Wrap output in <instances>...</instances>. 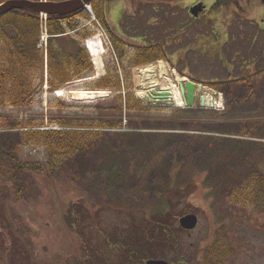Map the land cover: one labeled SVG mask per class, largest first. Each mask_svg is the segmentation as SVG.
Returning a JSON list of instances; mask_svg holds the SVG:
<instances>
[{
    "label": "rangeland",
    "instance_id": "1",
    "mask_svg": "<svg viewBox=\"0 0 264 264\" xmlns=\"http://www.w3.org/2000/svg\"><path fill=\"white\" fill-rule=\"evenodd\" d=\"M201 2L206 10L199 19L188 15L189 8ZM215 2L103 0L109 24L128 43L129 57L139 46L159 43L171 69L184 70L203 82L207 92H212L209 83L223 82L235 71L245 75L240 71L244 62L264 54V31L256 24L264 19L262 0H239L241 8L233 3L216 8ZM85 25L101 36L105 72L108 63L118 65L108 33L98 24ZM236 50L240 55L234 58ZM42 51L46 59L45 43ZM125 61L119 57L121 67ZM45 70L36 73V91L27 102L0 105V149L21 161L46 166L48 149L23 140L28 122L44 121L43 128H57L60 125L52 120L121 115L115 110L119 93L114 89L95 99L55 94L95 90L98 79L51 88ZM131 73L137 95L141 79L135 70ZM220 89L224 96L220 109L159 103L150 105L157 109L153 113L130 117L124 112L127 127L102 129L99 138L61 166L59 178L18 172L0 153V264H10V252L18 255L15 231L26 234L44 264H118L121 249L114 247L115 242L133 253L151 247L153 256L172 264H204L210 245L219 242L232 255L226 264H264V209L231 201L238 189L264 174V124L250 126L243 121L242 112L235 109L232 83ZM191 213L199 217V224L184 231L179 219ZM158 217L174 230L176 249L164 247ZM20 258L21 264H34L27 253ZM144 262L143 258L126 261Z\"/></svg>",
    "mask_w": 264,
    "mask_h": 264
},
{
    "label": "trees",
    "instance_id": "2",
    "mask_svg": "<svg viewBox=\"0 0 264 264\" xmlns=\"http://www.w3.org/2000/svg\"><path fill=\"white\" fill-rule=\"evenodd\" d=\"M7 0H0V4ZM39 2L40 0H30ZM51 2H61L66 0H48ZM136 0H134L135 2ZM138 1V0H137ZM234 4L239 8V0H218L213 6L221 8L224 5ZM92 8L96 14L97 20L102 24L109 34L117 55L126 61L122 64L123 79L117 73L116 66L107 64V75L94 83V88L114 89L119 94L115 110L121 117L111 119L107 114L101 117L89 119H68L52 120L57 122L62 129L48 130L43 129L44 121H30L23 135V140L28 145L34 147L45 146L48 149L47 165L39 162L21 161L14 155L6 153L0 149V153L8 156L18 172L41 173L47 179L59 178V169L71 157L87 148L95 139L99 138L103 132L102 129H120L123 127L122 115L127 116L132 113L143 115V113H153L156 110L146 107L132 92V74L131 67L143 65L165 58L166 52L160 46L161 44L152 43L144 47H138L134 54L129 57L127 53V42L118 36L111 29L105 15L103 0H94ZM221 10V9H220ZM80 18L83 21H80ZM91 21L90 14L86 9H81L67 16L50 15L47 17V32L49 34L47 47V67L48 84L51 88L65 87L66 85L91 76L94 72V66L90 54L83 41L94 34L86 22ZM92 24L96 25V22ZM75 34H72L73 32ZM42 33V16L32 10H14L11 13L0 18V105L9 103L13 106H20L27 102L34 95L35 75L45 66L44 53L39 44ZM234 54L240 55L236 50ZM257 55V54H256ZM249 57L246 61L251 60ZM264 60V54L259 58ZM183 72V71H182ZM126 90L125 95L122 93ZM147 118L145 121L149 120ZM134 120V119H130ZM234 196V197H233ZM232 196L231 201L235 205L252 206L255 209H264V175H258L246 188L238 189ZM231 198V197H230ZM147 220H144L146 222ZM159 237L161 234L165 237L164 247L170 246L176 249L178 242L173 229H169L167 223L158 217ZM153 225H148L147 227ZM15 246L18 248V255L15 251L9 254L13 255V260L9 259L10 264H21V256L28 254V259L34 264H44L35 254L34 247L26 237V234L15 231ZM3 245L0 240V246ZM115 248L121 249L117 255L118 264H128L126 261L137 259L154 258L151 247L134 250L127 249L121 242L114 243ZM225 245L219 242L211 244L206 251V263L204 264H223L225 259L231 256L224 253ZM8 254V256H9ZM152 254V255H151ZM16 256V257H15ZM128 258V260H127ZM16 259V260H15ZM116 262V263H117ZM93 264V263H92ZM104 264H113L104 262Z\"/></svg>",
    "mask_w": 264,
    "mask_h": 264
},
{
    "label": "bare ground",
    "instance_id": "3",
    "mask_svg": "<svg viewBox=\"0 0 264 264\" xmlns=\"http://www.w3.org/2000/svg\"><path fill=\"white\" fill-rule=\"evenodd\" d=\"M88 47L90 53L92 54L93 61L96 66V70L99 72L98 76L104 74V46L102 44L101 36L95 35L88 39ZM142 80V88L138 90L137 94L143 99L151 98V95L154 90L161 88L162 90H169L171 92L172 101L170 102L175 108H185L186 101L184 95L180 91V86L177 82L180 80V75L172 70L169 64L160 60L154 64H149L144 68L140 69ZM141 79V76H139ZM206 89H204L205 91ZM60 98H104L109 95V91L102 90H58L55 93ZM205 98L207 106L209 108H223V95L220 94L216 100L214 94L205 92Z\"/></svg>",
    "mask_w": 264,
    "mask_h": 264
},
{
    "label": "water",
    "instance_id": "4",
    "mask_svg": "<svg viewBox=\"0 0 264 264\" xmlns=\"http://www.w3.org/2000/svg\"><path fill=\"white\" fill-rule=\"evenodd\" d=\"M93 0H67L62 2H34L30 0H7L2 5H0V17L12 12L13 10L25 9L32 10L37 13L45 15H69L72 14L90 4ZM264 3V0H262ZM203 5H196L191 9V12L198 16ZM180 91L183 95H186V103L189 106H193L196 100V83L193 81H186L184 85L183 82L179 84ZM199 89L202 90V85H199ZM152 95L154 97H159L165 99L171 96L168 91H153ZM206 98L201 96V105L205 106ZM182 227L187 230L195 229L198 224V217L195 214H189L180 219ZM146 264H169L164 260H149Z\"/></svg>",
    "mask_w": 264,
    "mask_h": 264
},
{
    "label": "crops",
    "instance_id": "5",
    "mask_svg": "<svg viewBox=\"0 0 264 264\" xmlns=\"http://www.w3.org/2000/svg\"><path fill=\"white\" fill-rule=\"evenodd\" d=\"M262 31H264V25L262 26ZM216 44L213 43L212 47H217ZM212 53H216V51ZM251 68V64L246 66L247 70ZM236 82L233 81L232 84L235 109L242 112L244 122L255 125L264 124V120H259V118L264 119V63L256 74L252 72L247 77H242L239 82Z\"/></svg>",
    "mask_w": 264,
    "mask_h": 264
},
{
    "label": "flooded vegetation",
    "instance_id": "6",
    "mask_svg": "<svg viewBox=\"0 0 264 264\" xmlns=\"http://www.w3.org/2000/svg\"><path fill=\"white\" fill-rule=\"evenodd\" d=\"M226 252H229V251H226ZM225 253V252H224ZM227 263V262H226ZM226 263H224V264H226Z\"/></svg>",
    "mask_w": 264,
    "mask_h": 264
}]
</instances>
